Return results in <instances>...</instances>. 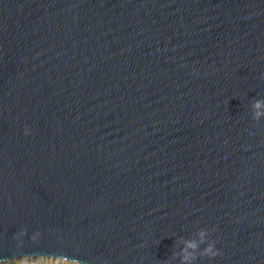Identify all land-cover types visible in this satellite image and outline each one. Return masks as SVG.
I'll use <instances>...</instances> for the list:
<instances>
[{
    "label": "water",
    "instance_id": "obj_1",
    "mask_svg": "<svg viewBox=\"0 0 264 264\" xmlns=\"http://www.w3.org/2000/svg\"><path fill=\"white\" fill-rule=\"evenodd\" d=\"M264 0H0V263L264 264Z\"/></svg>",
    "mask_w": 264,
    "mask_h": 264
},
{
    "label": "clouds",
    "instance_id": "obj_2",
    "mask_svg": "<svg viewBox=\"0 0 264 264\" xmlns=\"http://www.w3.org/2000/svg\"><path fill=\"white\" fill-rule=\"evenodd\" d=\"M251 107L255 120H259L264 116V99L253 98ZM198 236V240L179 237L176 241V243L179 241L183 244V247L179 251L173 253L174 257L179 258L180 264H194V261L200 256L215 257L218 254V250L215 249L213 242H208L203 249H200V245L206 241L207 230L200 229Z\"/></svg>",
    "mask_w": 264,
    "mask_h": 264
},
{
    "label": "rangeland",
    "instance_id": "obj_3",
    "mask_svg": "<svg viewBox=\"0 0 264 264\" xmlns=\"http://www.w3.org/2000/svg\"><path fill=\"white\" fill-rule=\"evenodd\" d=\"M0 264H76V263L67 262L63 260L60 261L58 259L51 260V259L35 257V258H29V259L20 258L16 260L1 262Z\"/></svg>",
    "mask_w": 264,
    "mask_h": 264
}]
</instances>
